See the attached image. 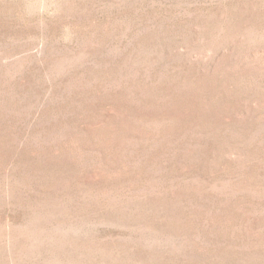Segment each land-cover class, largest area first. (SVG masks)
Masks as SVG:
<instances>
[{"label": "rangeland", "instance_id": "obj_1", "mask_svg": "<svg viewBox=\"0 0 264 264\" xmlns=\"http://www.w3.org/2000/svg\"><path fill=\"white\" fill-rule=\"evenodd\" d=\"M0 264H264V0H0Z\"/></svg>", "mask_w": 264, "mask_h": 264}]
</instances>
